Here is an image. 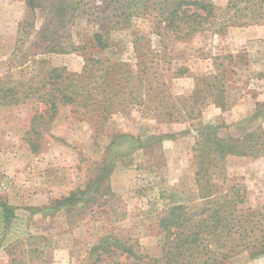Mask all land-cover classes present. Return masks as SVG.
<instances>
[{
    "label": "rangeland",
    "instance_id": "374dc122",
    "mask_svg": "<svg viewBox=\"0 0 264 264\" xmlns=\"http://www.w3.org/2000/svg\"><path fill=\"white\" fill-rule=\"evenodd\" d=\"M103 1L93 0L94 8L69 14L66 25L69 19H74L73 24L68 31L59 29L58 39L78 43L93 34L101 21H107L108 14L119 8L113 1L107 8L101 7ZM212 1L220 8L228 3ZM27 15L26 0H0V76L10 70L7 62L16 47L19 24ZM46 15L37 10V33L48 22ZM248 27H230L223 35L207 28L182 40L169 33L160 43L156 20L139 17L128 27H116L111 33L112 47L96 54L121 58L136 69L142 58L138 50L147 54L151 67H156V54L161 50L164 58L158 72L167 83L165 93L171 96L168 105L175 102L174 97L193 95L187 106L196 100L200 113L194 119L185 112L180 120L168 119L155 109L157 99L133 103L107 120H90L82 116V111L62 106L57 118L43 130L40 150L34 153L24 136L35 105L0 108V202L14 206L17 215L7 231L0 221V264H93L95 256L90 257V249L109 232L136 240L149 257H160L163 233L158 221L168 202L164 197L179 189L191 206L202 204L195 184L198 129L213 123L207 119L217 118L214 124L223 126V133H240L243 130L238 124L243 121H232L234 113L230 111L236 107L237 112H245L237 107L243 103L242 98L248 99L247 92H264V39L259 40V47L252 44L249 49L243 34ZM37 33L31 34L32 40L39 39ZM31 42L26 40L23 49L36 51V43ZM88 49L89 54H95ZM44 57L54 66L78 73L86 62L80 51ZM178 68L186 72L175 74ZM209 83L224 85L225 106L213 103L218 92L213 88L212 95ZM221 111L226 113L225 120L219 116L223 115ZM118 133L129 137L117 139ZM160 134L175 137L161 143L146 142L148 137ZM104 162L113 168L103 176ZM219 167L222 174L213 178L218 192L226 193L236 184L245 186L249 198L244 206L264 211V155L229 157ZM90 185L93 190L84 202L70 208L55 207L56 199ZM131 263V258L114 256L106 264ZM226 264H264V255L253 258L245 251Z\"/></svg>",
    "mask_w": 264,
    "mask_h": 264
},
{
    "label": "trees",
    "instance_id": "16d2710c",
    "mask_svg": "<svg viewBox=\"0 0 264 264\" xmlns=\"http://www.w3.org/2000/svg\"><path fill=\"white\" fill-rule=\"evenodd\" d=\"M92 1L26 0L28 15L19 24L16 47L7 62L10 70L0 76V108L35 105L30 127L24 136L34 153L40 150L43 130L57 118L62 106H72L73 111H82V116L90 120H107L129 105L141 104L147 99H157L155 109L170 120H180L183 112L191 119L200 113L196 100L192 106H187L188 99L194 100L193 95L190 98L174 97L175 102L168 105L167 83L158 72L164 58L161 50L156 54V67L149 66L146 53L136 50L142 57L136 69L121 58L96 55L112 47L110 38L116 27H128L136 18L151 17L157 22V35L163 43L169 33L182 40L207 28L223 35L230 27L264 24V0H228L225 8L218 7L212 0H105L101 7L107 8L111 1L117 2L119 8L115 11L119 12L111 11L107 21H101L93 34L78 43L70 38L67 43L59 40L58 30L68 31V26L73 24L74 19H69L71 21L66 25L69 14L94 8ZM37 10L46 12L45 19L48 20L38 33L35 30ZM60 18V24L56 25ZM36 33L39 39L34 41L31 34ZM26 40L36 43V51L23 49ZM89 47L96 51L95 54L88 53ZM74 51L85 54L86 62L80 73L71 72L65 66H54L48 57H44L45 54ZM176 71L175 74L182 75L186 69ZM208 85L211 94L213 88L218 92L213 103L225 106L222 101L224 85ZM263 121L264 103H259L256 111L238 124V129L243 130L240 133H223V126L210 123L198 129L195 184L202 204L191 206L185 192L179 189H173L164 197L168 202L158 221L163 233L160 257H149L141 251L136 240L109 232L90 249V257L95 256L93 264H106L114 256L131 258V264H226L245 251L253 258L263 256L264 211L251 205L244 206L249 198L245 186L236 184L226 193H220L213 182L214 177L222 174L219 164H223L228 156L256 158L264 155ZM115 136L117 139L129 137L124 133ZM174 137L175 134L152 135L146 142L161 143ZM138 140L143 144L142 139ZM103 164L104 176L106 170L113 167L107 162ZM218 167L220 169L215 171ZM100 181L101 178L95 183ZM92 190L90 185L72 191L68 196L56 199L55 207L70 208L84 202ZM16 217L15 207L1 201L0 221L5 231Z\"/></svg>",
    "mask_w": 264,
    "mask_h": 264
},
{
    "label": "crops",
    "instance_id": "0c3cea01",
    "mask_svg": "<svg viewBox=\"0 0 264 264\" xmlns=\"http://www.w3.org/2000/svg\"><path fill=\"white\" fill-rule=\"evenodd\" d=\"M243 34L246 36V42H248L247 47L249 46V49L252 46V44H255L256 46L259 47V40L264 39V26H259V25L249 26L248 28L244 29ZM262 45H263V43L261 44V46ZM253 60H256V59H253ZM247 93H248V95H247L248 97L247 96L246 97L248 99L242 98L241 100L243 103L240 102V106L237 107L238 109L241 108V110H243V111L245 110V112H237L236 107L233 108L230 111V113L231 112L234 113V115L232 117V121H239V120L243 121L247 117L251 116L256 111L258 104L262 101L261 98L262 97L264 98V92L257 93L256 91H254L253 93H249V92H247ZM246 101H247V105L244 104V103H246ZM218 107H220V106H218ZM228 108H229V106L226 108V110ZM224 111H225V109H224ZM221 113L223 115L222 116L219 115L220 118H222V120H225L224 117L226 116V113L222 112V111H221ZM207 118H210L209 115H208V117H206V119ZM207 120L213 122L210 124H214V122L218 121L217 118H216V120H209V119H207ZM214 125H216V124H214ZM229 157H240V156L231 155V156H228L227 158H229ZM178 184L179 183H176L175 186L177 187Z\"/></svg>",
    "mask_w": 264,
    "mask_h": 264
}]
</instances>
